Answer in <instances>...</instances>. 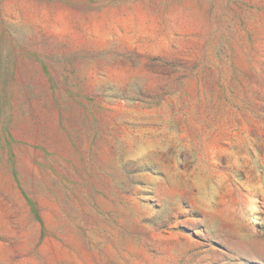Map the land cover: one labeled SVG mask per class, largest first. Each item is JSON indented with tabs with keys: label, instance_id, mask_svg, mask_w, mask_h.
<instances>
[{
	"label": "rangeland",
	"instance_id": "obj_1",
	"mask_svg": "<svg viewBox=\"0 0 264 264\" xmlns=\"http://www.w3.org/2000/svg\"><path fill=\"white\" fill-rule=\"evenodd\" d=\"M0 264H264V0H0Z\"/></svg>",
	"mask_w": 264,
	"mask_h": 264
}]
</instances>
